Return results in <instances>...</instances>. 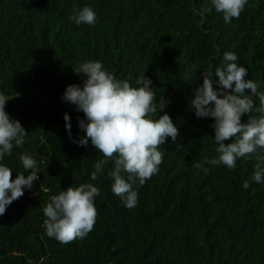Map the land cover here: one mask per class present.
Returning <instances> with one entry per match:
<instances>
[{
  "label": "trees",
  "instance_id": "1",
  "mask_svg": "<svg viewBox=\"0 0 264 264\" xmlns=\"http://www.w3.org/2000/svg\"><path fill=\"white\" fill-rule=\"evenodd\" d=\"M205 3L0 0V93L9 99L5 111L28 133L4 163L15 179L24 172L19 154L27 151L40 168L32 189L0 216V264H264V184L252 180L256 154L238 159L235 169L193 168L215 156L216 145L211 118H196L189 102L202 72L221 66L224 52H234L246 79L264 88V0H249L227 24L215 10L198 15ZM85 5L97 14L94 26L69 19L74 6ZM88 60L134 87L143 74L150 78L157 102L165 104L150 118L166 112L179 128L176 141L160 146L158 173L133 185L135 208L111 191L113 161L91 181L105 158L91 144L72 143L65 130L67 113L72 136L83 135L77 127L83 113L62 94L67 85L82 84L75 70ZM83 183L100 189L93 229L68 244L49 238L43 227L49 197Z\"/></svg>",
  "mask_w": 264,
  "mask_h": 264
},
{
  "label": "clouds",
  "instance_id": "2",
  "mask_svg": "<svg viewBox=\"0 0 264 264\" xmlns=\"http://www.w3.org/2000/svg\"><path fill=\"white\" fill-rule=\"evenodd\" d=\"M248 3L249 0H206L197 14L203 16L215 10L227 24L239 18ZM69 19L78 26H94L98 18L96 12L85 5L74 6ZM237 59L234 52H224L222 65L203 71L202 83L192 89L190 110L198 119L211 118L209 127L213 129L216 145V155L204 157L194 163L193 168L205 173L209 171L206 165L235 169L238 159L247 160L251 154H256L252 180L264 184V88L246 79L248 71L237 64ZM75 73L83 77L82 84L67 85L62 101L83 113V119L77 121L83 135L72 136L70 117L65 113L63 120L69 139L85 148L91 144L105 158L94 165L89 175L91 181L100 179L104 175V163L113 161L108 172L113 180L111 191L120 197L125 207L135 208L139 194L133 185L138 181L142 186L158 173L164 155L160 146L168 138L176 141L179 128L166 112L158 118H150V115L156 116L158 110L163 111L165 104L157 102L154 88L150 87L152 81L144 74L134 87L126 80L117 79L99 60L79 64ZM8 100L0 93V216L25 190L32 189L40 173L38 161L27 151L19 154L27 176L22 172L12 179L13 170L4 163L14 148L23 147L28 135L20 121L5 111ZM243 116H247V120L242 123ZM230 139V143H225ZM249 186L248 181L242 185L243 189ZM99 195L100 189L93 183L69 186L51 195L43 208L46 235L62 244L84 239L94 227L97 215L94 202Z\"/></svg>",
  "mask_w": 264,
  "mask_h": 264
}]
</instances>
